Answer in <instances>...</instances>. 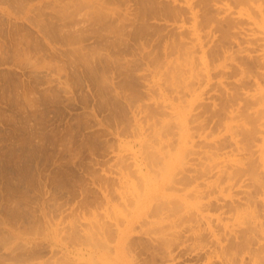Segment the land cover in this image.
<instances>
[{"label": "rangeland", "instance_id": "obj_1", "mask_svg": "<svg viewBox=\"0 0 264 264\" xmlns=\"http://www.w3.org/2000/svg\"><path fill=\"white\" fill-rule=\"evenodd\" d=\"M261 90L264 0H0V264H264Z\"/></svg>", "mask_w": 264, "mask_h": 264}, {"label": "bare ground", "instance_id": "obj_2", "mask_svg": "<svg viewBox=\"0 0 264 264\" xmlns=\"http://www.w3.org/2000/svg\"><path fill=\"white\" fill-rule=\"evenodd\" d=\"M263 11V10H262ZM260 12H261V9H260ZM227 21H229V20H227ZM231 22V21H230ZM260 95H259V97L257 98V99H260V100H262V101H264V91L263 90H261L260 91V93H259ZM258 96V95H257ZM229 174L228 175H231V172L229 171L228 172ZM201 203V205H200V207H202V206H205V207H214V208H219L220 207V205L218 204V203H216V204H214V203H212L211 201H206V202H200ZM224 204V207H225V203H223ZM222 206V205H221ZM228 206V205H227ZM229 208H231V205L229 204V206H228ZM208 228L209 229H211V226L209 225L208 226ZM179 233L180 232H178V234H177V239L178 238H180V236L181 235H179ZM181 234V233H180ZM182 237V236H181Z\"/></svg>", "mask_w": 264, "mask_h": 264}]
</instances>
